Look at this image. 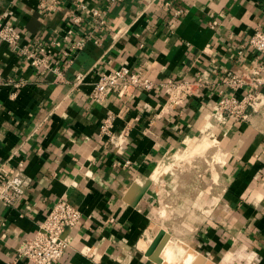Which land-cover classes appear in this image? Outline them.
<instances>
[{
    "label": "crops",
    "instance_id": "1",
    "mask_svg": "<svg viewBox=\"0 0 264 264\" xmlns=\"http://www.w3.org/2000/svg\"><path fill=\"white\" fill-rule=\"evenodd\" d=\"M51 1L0 0V14L24 40L60 41L53 55L68 79L79 71L90 73L74 91L0 41V71L28 81L21 88L0 86V170L21 168L32 179L16 207L0 200V264H34L18 258L17 248L35 234L60 197L82 211L61 264H169L163 254L175 237L180 240L175 244H184L194 256L189 264H264V110L231 128H210L207 119V105L223 89L216 83L219 73L242 70L255 59L264 65L262 54L243 47L255 28H264V0H59L53 10L42 5ZM81 4L88 11L101 9L105 27L96 28ZM77 12L84 18L73 24ZM71 26L73 35L63 39ZM85 34L100 44L90 40L66 53ZM122 65L158 82L202 74L207 84L173 108L161 86L138 90L126 103L116 94L103 104L84 99L101 73ZM110 112L116 115V132L131 128L122 149L100 135ZM215 141L220 144L219 196H211L207 187L198 198L204 207L197 211L184 200L176 210L184 221L179 232L161 220V227L152 228L153 209L164 193L152 178L155 169L171 155ZM212 197L214 207L206 209ZM161 231L169 239L157 262L148 252ZM177 253V264H183L185 253Z\"/></svg>",
    "mask_w": 264,
    "mask_h": 264
},
{
    "label": "built area",
    "instance_id": "2",
    "mask_svg": "<svg viewBox=\"0 0 264 264\" xmlns=\"http://www.w3.org/2000/svg\"><path fill=\"white\" fill-rule=\"evenodd\" d=\"M123 0H111L112 3ZM48 9H55L59 0L43 3ZM81 11H87L93 17L96 28H104L107 18L99 8L88 11L86 4L80 5ZM181 13V10L178 11ZM83 15L77 12L72 17L73 24L82 22ZM74 26L69 27L63 36L68 39L74 33ZM100 44V40L91 34H85L73 41L69 55L83 49L88 41ZM0 41L11 45L33 68L51 70L55 74V81L71 85L72 90L79 91L86 83L90 70L79 71L74 79H68L66 69L59 60L54 59V45L46 44L40 39L24 40L23 32L14 24L7 21L5 14H0ZM252 51H258L264 56V28L257 27L247 43L243 46ZM243 52V49L239 51ZM73 58L68 60V67ZM216 83L223 85L219 98L209 102L207 119L212 126L219 125L226 128L233 127L237 122L250 119L255 112L264 110V65L258 59L253 60L242 70L234 71L226 68L218 74ZM28 84L24 78L6 76L0 71V86H14L21 88ZM207 84L202 74L181 79L168 78L158 82L143 70H132L128 65H122L110 71L101 73L92 82L90 91L83 92L85 100L103 104L110 95L116 94L121 102H128L138 90L152 92L161 86L167 94V105L171 108L183 104L201 92ZM116 115L110 112L103 120L100 135L108 139L116 148L122 149L127 144L131 128L126 126L116 132L114 121ZM32 179L21 169L9 171L0 170V200L9 207H16L29 190ZM82 218V211L72 201L60 197L40 223L38 230L27 237L17 248L18 258H24L34 264H61L71 245L70 232L77 227ZM91 252V248H89ZM93 253V252H92Z\"/></svg>",
    "mask_w": 264,
    "mask_h": 264
},
{
    "label": "rangeland",
    "instance_id": "3",
    "mask_svg": "<svg viewBox=\"0 0 264 264\" xmlns=\"http://www.w3.org/2000/svg\"><path fill=\"white\" fill-rule=\"evenodd\" d=\"M209 126L210 128L213 127L211 122ZM217 141H215L217 145L212 146V143L209 142L210 144L208 143L209 145L206 148L197 147L196 150H189L183 156H169L160 165L165 168H162V173L157 176H152L164 188V193L158 197L157 207L153 209L155 218H159L162 223L164 221L166 225L176 232L184 228L181 227L184 221H181L182 219L177 216L178 211H176L183 206L182 203L184 200H187L190 208H194L197 211V208L202 210L204 207V204L199 202L198 198L207 190V187H209L208 191H210L211 196H219V187L216 181L220 160L218 155L220 144ZM203 149L205 150L203 151ZM181 197L183 199L181 201L178 200ZM162 198L164 201L161 200ZM213 200L212 197L210 203L206 202L208 204L205 206L206 209L211 210L214 207L216 200ZM179 241L175 237L171 242H168L176 249V252L179 249V244L175 243ZM178 252L183 253V251Z\"/></svg>",
    "mask_w": 264,
    "mask_h": 264
},
{
    "label": "bare ground",
    "instance_id": "4",
    "mask_svg": "<svg viewBox=\"0 0 264 264\" xmlns=\"http://www.w3.org/2000/svg\"><path fill=\"white\" fill-rule=\"evenodd\" d=\"M210 144V143H209ZM207 144V145H209ZM164 167H159L157 168V170L155 171L154 175L157 176L159 175L160 173H162ZM165 169V168H164ZM156 220H153V223L151 224L152 225V228L154 229H158L159 228V225L160 223L158 221H160V219L157 217L155 218ZM158 220V221H157ZM161 227V225H160ZM149 229V227H148ZM169 231V230H168ZM155 235H156V231H155ZM155 239V238H154ZM151 240V239H150ZM142 242V241H141ZM148 242V241H147ZM146 246V245H145ZM140 247V245H139ZM147 247V246H146ZM150 247V246H149ZM162 250V249H161ZM178 251H183V253H185L184 255V258H183V264H189L191 262V260L193 259V255L191 252L188 251V249L186 248V246H184V244H179V249L177 250ZM176 252V249L173 248V246L171 244H167L165 250H164V259L167 263L169 264H177V261H178V253ZM161 253V251H160ZM159 255V254H158ZM149 256V255H148ZM163 257V256H162ZM207 258V257H206ZM211 259V258H210ZM206 260V259H205ZM212 260V259H211ZM212 262V261H211ZM220 263V262H219ZM223 263V262H222ZM204 264V263H203ZM207 264V263H206ZM209 264V263H208ZM212 264V263H211Z\"/></svg>",
    "mask_w": 264,
    "mask_h": 264
},
{
    "label": "water",
    "instance_id": "5",
    "mask_svg": "<svg viewBox=\"0 0 264 264\" xmlns=\"http://www.w3.org/2000/svg\"><path fill=\"white\" fill-rule=\"evenodd\" d=\"M150 180L146 182L145 186L142 187L141 192L144 191V189L146 188V186L149 184ZM137 188V187H135ZM164 232V233H163ZM160 238L158 239V237L156 238L152 249H155V252L152 251V249H150V251L148 252V254L157 262H162V258L160 256H158V253L160 252V249L163 248V246L166 244V242L169 239V234L166 233L165 231H161L160 232ZM199 261L203 260L204 257H202L201 255L198 257Z\"/></svg>",
    "mask_w": 264,
    "mask_h": 264
}]
</instances>
